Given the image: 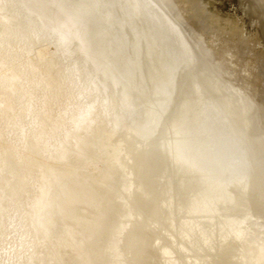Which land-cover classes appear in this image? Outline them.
I'll return each instance as SVG.
<instances>
[{
  "label": "rangeland",
  "instance_id": "374dc122",
  "mask_svg": "<svg viewBox=\"0 0 264 264\" xmlns=\"http://www.w3.org/2000/svg\"><path fill=\"white\" fill-rule=\"evenodd\" d=\"M11 1L12 4H9V6L7 5L8 7L0 6V34L3 33L6 28V21H3V19L5 20L6 17L10 21L9 23L11 24V26L16 30H20L25 26L27 27L28 25V27L35 25L38 26L39 24V26L41 27L43 25L42 28L46 27V31L44 30L45 28H43V35L46 36V33H48L47 30L49 31L54 26L55 22H60L56 23V25L58 26L62 21L68 23L71 20V22H75V25L74 23H72L73 26L77 25V28L78 26L81 28H78L79 31L84 32L82 33V35L86 36V39L91 43H89L90 47L92 46L90 48V50L92 49L90 53L93 54L94 57L91 54V58L93 57L94 60L93 66L90 67V70H94L95 72L97 71L98 74L101 75V78L108 77L107 79L104 78L102 84H100L98 93L100 91L105 92V86H107L108 89L106 90V92H110L111 98L115 96L114 94H117L116 96L121 97L122 100L120 101L122 103L124 101V106L123 104L114 105L113 112H115L116 114H120V117L124 116L122 119L123 121L126 119L124 123L119 115L116 116V114L114 113L116 118L118 117V119L116 120H119L120 118V122L123 123L119 124L120 122L115 120V123L119 122L116 124L117 128L116 126L114 128L117 130L113 129L111 131L108 129L107 119V121H102V127L99 126L100 128H98L97 132H95V134L89 138H93L95 139V141L91 139L90 141H92V143H88V141L86 142L85 140L81 143L82 145L79 146V148L72 150V152L70 151V153L68 152V154L62 158L59 156L55 158H49L48 154L43 152L44 149H40L39 146H36L32 143H29L26 147H19V145L17 146L16 138L19 134L15 131L11 132L8 136L0 137V153L3 159L6 157L12 158V156H9L11 155L12 146H15L17 149H19L18 153L20 155V159L18 160L13 157L15 160L13 159L12 161V159L9 158V163L7 159V164L2 167L3 174L2 178L0 179V231L4 230V228H6L8 225V222H6L7 220L2 219V215H5V213L7 212L6 210L8 209L9 204H17V214L23 218V221L26 220L28 227L35 224V232L39 231L35 234L33 233L30 236H27L26 234L24 235V230H17L15 233H13V235L10 236L11 240H17L18 238H22L23 236L27 244H29L32 239L38 241L40 247L36 249V253L34 252L33 254H31L34 259L30 256L32 259L29 258L28 263L112 264L114 262L113 264H264V236L262 234L257 233L254 230V232H252V229L246 228V231L244 233L240 231V228H234L235 225L233 224V222H231L232 218L179 199L169 193L172 139L171 113L173 112V91L176 84L174 82L177 81L180 68L177 69L178 67L174 68L170 66L169 70L171 73L167 69V71L163 70L165 68V66L163 67V64L165 63H162V61L159 60V57L155 56L157 54L155 52H152L154 50L149 44L150 41H148L149 38L147 37L145 31H143V26L141 28V24L138 23L137 20H130L133 17L135 18L137 15H135L136 12L132 11L134 5H128V7L132 10L127 9L125 5H119L120 10L122 9V13L124 14L122 15V13L118 14L121 11L118 10V5L113 4L114 0H108L109 3L107 0ZM97 1L99 5L97 4ZM110 1H112L113 3H111ZM19 2L21 6L18 4ZM16 3L18 4V8ZM105 3H107V5ZM108 4H110V6ZM14 5L17 9L21 10V8H23L21 13H26V11H28V14H26V17L24 18V22H22V20L20 19L14 18L16 16L14 14L16 13ZM111 6H113L114 9ZM156 7H158V5H156ZM110 8L112 11L110 10ZM157 9L162 12L160 8ZM126 10L131 12H128ZM89 11L90 13H88ZM123 11L127 13L125 14ZM6 13L7 16L3 17L6 15ZM162 14L164 13L162 12ZM60 17L62 19L66 17L67 18L62 20ZM50 19H52V21ZM67 19L68 21H66ZM115 20L116 22H114ZM49 21L52 22L53 26H51L52 24L49 23ZM26 22L28 25H25ZM91 22L95 24L93 25ZM120 22L122 24H120ZM46 23L50 27V29L49 27L47 29ZM124 23H127V26H125ZM20 26L23 27L21 28ZM134 27H136L138 30L140 28L141 31L136 30V28L134 29ZM81 32L79 33L81 34ZM140 32L142 34L144 33L143 36ZM134 33H136V35ZM92 35H94V37ZM46 36L42 37L43 40H41V38L37 43H34L29 53V60L31 64H39L43 67V69L53 66V62L55 61L56 57H54V55H56V52L52 43L53 39ZM139 36H141L144 40H142L141 37L138 38ZM135 37L138 38H136L137 40L141 39V41H139L141 43L136 41ZM47 40H49L50 42L48 41L47 43ZM145 40L148 42H145ZM100 43L102 45H100ZM136 43L141 45L139 46ZM75 44L76 42L72 44V48H75ZM103 44H106V46ZM137 46L140 48L138 49ZM93 47L95 48L94 50ZM149 47L151 48L149 49ZM149 50L151 53L149 52ZM53 51L55 52V54ZM76 56L83 57V54L78 53L76 54ZM156 59L159 61H157ZM159 63L161 64L160 66ZM148 66L151 68H149ZM178 66L180 67L181 65L179 64ZM158 67L163 69L160 70ZM154 69H156L157 71ZM174 70L176 71L174 72ZM126 71L128 72L126 73ZM106 72L107 74H111V76H106ZM162 72L164 73V77L161 74ZM167 72H169L170 74ZM159 74L161 75L159 76ZM156 75L158 77H156ZM173 75L176 80H173ZM120 77L123 78L120 79ZM134 78L135 80H133ZM154 81L159 83L161 82L162 85H160V83V86H158ZM101 85L103 87H101ZM115 86L116 89L120 90L118 91V93H113L115 92ZM138 92L141 95L138 94ZM63 96L61 95L60 97ZM131 100H133L134 102ZM127 102H130L131 108H129L131 111L129 110V108H127L129 106ZM156 104L158 105L156 106ZM116 108L119 110H117ZM165 108L168 110H166ZM8 109L10 110V107ZM8 109L7 114L11 115L13 113L11 112L13 111V109H11L10 111ZM134 109L137 110L134 111ZM143 109L145 110V112ZM164 115L166 116L167 120L165 119ZM136 116H138V118ZM127 120H129V122H127ZM166 122H168L169 124ZM118 124L120 126L122 125V127L119 126L118 128ZM130 126H132L133 128ZM103 131L105 134L103 133ZM110 131L113 133L112 135H110ZM107 133L109 134V136H106L108 135ZM31 134L32 132L27 133L26 138L29 139ZM96 135L98 138L96 137ZM93 136L96 138H94ZM169 137L170 139H168ZM13 151L17 152L16 150ZM76 153L79 154L76 155ZM76 158L78 159V161H76ZM10 160L13 164L10 162ZM77 174L79 175L77 176ZM21 177L22 179L24 178L26 182H23L24 180H22ZM76 177L78 178V180ZM24 183L29 186L25 185ZM76 183H79L80 185ZM42 185L44 192H46L47 194L44 193L45 196H43L40 203L36 205V208L34 209L35 214L33 215V210L31 213H29L28 210L31 206H33L32 202L38 194L37 191L39 190V186ZM41 206L45 208V210L39 213V208ZM205 212L208 214H206ZM212 214L214 216H212ZM209 221L213 223H209ZM232 221H236L235 223H238L236 219ZM208 225L211 227H209ZM73 226L78 227H76L77 229L75 228L76 231L74 230ZM207 232H209L210 234H208ZM39 233L42 234L39 235ZM49 236H52V239ZM93 240H95V242ZM46 246L48 248H46ZM97 247L100 248L98 249ZM26 258L27 256L24 259H19L23 262H20L19 260L18 262L23 264ZM82 260L84 262H82Z\"/></svg>",
  "mask_w": 264,
  "mask_h": 264
},
{
  "label": "water",
  "instance_id": "95a60500",
  "mask_svg": "<svg viewBox=\"0 0 264 264\" xmlns=\"http://www.w3.org/2000/svg\"><path fill=\"white\" fill-rule=\"evenodd\" d=\"M189 46L170 194L264 230V0H154Z\"/></svg>",
  "mask_w": 264,
  "mask_h": 264
},
{
  "label": "bare ground",
  "instance_id": "6f19581e",
  "mask_svg": "<svg viewBox=\"0 0 264 264\" xmlns=\"http://www.w3.org/2000/svg\"><path fill=\"white\" fill-rule=\"evenodd\" d=\"M14 1V0H13ZM22 1V0H21ZM41 1V0H40ZM72 1V0H71ZM105 1V0H104ZM108 1V0H107ZM24 2V1H23ZM44 2V1H43ZM54 2V1H53ZM62 2V1H61ZM68 2V1H67ZM102 2V1H101ZM113 3L112 1H110ZM22 3V2H21ZM25 3V2H24ZM48 3V2H47ZM109 3V1H108ZM110 3V4H111ZM9 4H12L11 0H0V6H9ZM17 4V3H16ZM20 6V2L18 3ZM17 4V8H18ZM60 4V3H59ZM70 4V3H69ZM98 4V1H97ZM104 4V3H103ZM107 5V3H105ZM110 4H108L110 6ZM118 5V10L121 11L118 14L122 13V9L120 10L119 5H125L127 9H131L128 7V5H134L133 12H136V17L131 18L130 20H137L138 23H140V27L144 28L143 31H145L147 37L149 38L148 41H150V46L159 57V60L164 62L163 67L165 68L163 70H169L170 66L179 69L180 67L187 69L191 72L192 70V63H191V57H190V50L187 43L184 41V39L181 37V35L178 33V31L174 28V26L171 24V22L168 20V18L162 14V12L159 11V6L156 7V2L154 0H114V3ZM43 5V4H42ZM58 5V3H57ZM73 5V4H72ZM75 5V4H74ZM99 5V4H98ZM105 5V6H106ZM7 6V7H8ZM32 6V4H31ZM46 6V5H44ZM56 6V5H55ZM78 6V5H77ZM81 6V5H80ZM103 6V5H102ZM104 6V7H105ZM115 6V5H113ZM113 6H111L113 8ZM12 7V6H10ZM24 7V6H23ZM27 7V6H26ZM69 7V6H68ZM76 7V6H75ZM88 7V6H87ZM95 7V6H94ZM131 7V6H130ZM14 5V9L16 10V13H14L16 16L15 19H20L22 22H24V18L26 17V13H21L22 9H17ZM20 8V7H19ZM46 8V7H45ZM44 8V9H45ZM67 8V7H66ZM124 8V7H123ZM7 9V8H6ZM10 9V8H9ZM25 9V8H24ZM36 9V8H35ZM71 9V8H70ZM73 9V8H72ZM98 9V8H97ZM105 9V8H104ZM114 9V8H113ZM125 9V8H124ZM14 10V11H15ZM20 10V11H19ZM41 10V9H40ZM91 10V9H90ZM111 10V8H110ZM117 10V11H118ZM59 11V10H58ZM63 11V10H62ZM72 11V10H71ZM88 11V10H87ZM99 11V10H98ZM112 11V10H111ZM128 11V10H126ZM39 12V11H38ZM70 12V11H69ZM77 12V11H76ZM85 12V11H84ZM102 12V11H101ZM115 12V11H114ZM113 12V13H114ZM124 12V11H123ZM131 12V11H128ZM132 12V13H133ZM9 13V12H7ZM7 13L5 16H7ZM12 13V12H11ZM66 13V12H65ZM73 13V12H72ZM86 13V12H85ZM90 13V11L88 12ZM97 13V12H96ZM105 13V12H104ZM125 13V12H124ZM127 13V12H126ZM125 13V14H126ZM32 14V13H31ZM30 14V16H31ZM52 14V13H51ZM57 14V13H56ZM55 14V15H56ZM60 14V13H59ZM64 14V13H63ZM98 14V13H97ZM102 14V13H101ZM111 14V13H110ZM130 14V13H128ZM127 14V16H128ZM54 15V14H53ZM78 15V13H77ZM100 15V14H99ZM105 15V14H104ZM115 15V14H114ZM122 15H124L122 13ZM134 15V16H135ZM38 16V15H37ZM117 16V15H116ZM115 16V17H116ZM120 16V15H119ZM118 16V17H119ZM130 16V15H129ZM28 17V16H27ZM36 17V16H35ZM34 17V18H35ZM41 17V16H40ZM80 17V16H79ZM103 17V16H102ZM121 17V16H120ZM131 17V16H130ZM55 18V17H54ZM61 18V17H60ZM67 18V17H66ZM66 18H61L62 20ZM71 18V17H70ZM88 18V17H86ZM99 18V17H98ZM104 18V17H103ZM124 18V17H123ZM128 18V17H127ZM3 19V18H2ZM12 19V18H11ZM10 19V20H11ZM27 19V18H26ZM33 19V18H32ZM84 19V18H83ZM100 19V18H99ZM126 19V18H125ZM1 20V19H0ZM30 20V19H29ZM52 21V19H50ZM55 20V19H53ZM58 20V19H57ZM56 20V21H57ZM123 20V19H122ZM6 28L3 33L0 34V137L2 136H8L11 132H17L19 135L17 136V146L19 147H26L29 143H32L36 146H39L40 149H44L43 152L48 154L49 158H55V157H65L68 152H72V150H75L81 146L82 142L86 140L92 143L90 141L91 139L95 141V139L91 138L92 135L97 132L98 128L102 127L101 123L102 121H107L108 129L113 130L117 123L120 122L123 119V117H120V114H116L113 112V106L116 104H123L120 101L122 100L121 97L116 96L117 94H114L113 98L110 96V92L107 93L106 90L108 89L107 86L105 92L100 91L98 93V88L100 84H102L104 78H101L96 71H91L90 67L93 66V54L90 53L92 49L90 50V42L86 39V36L82 35V33L79 31L78 28H80L77 25L73 26L71 20L67 23L62 21L60 25H56L55 22L54 26L51 29L47 25V29L49 27V31L47 36L51 37L53 39V47L55 48L56 55L55 61L53 62V66L43 69L42 66L31 64L29 60V53L32 49V46L34 43H37L38 40H40L42 37H45L44 30L46 31V27L43 30L42 26H30L27 27H21L22 29L16 30L14 29L10 21L6 17ZM14 21V20H13ZM18 21V20H17ZM27 21V20H26ZM35 21V20H34ZM59 21V20H58ZM61 21V20H60ZM68 21V19L66 20ZM110 21V20H109ZM121 21V20H120ZM127 21V20H126ZM125 21V22H126ZM19 22V21H18ZM15 22V23H18ZM31 22V21H30ZM82 22V21H81ZM94 22V21H93ZM93 22H91L93 24ZM116 22V20L114 21ZM123 22V21H122ZM129 22V21H128ZM134 22V21H133ZM21 23V22H20ZM37 23V22H36ZM71 23V24H70ZM84 23V22H83ZM99 23V22H98ZM136 23V21H135ZM22 24V23H21ZM38 24V23H37ZM95 24V23H94ZM93 24V25H94ZM120 24H122L120 22ZM127 23H124L125 26ZM131 24V23H130ZM133 24V23H132ZM16 25V24H15ZM20 25V24H19ZM45 25V26H46ZM56 25V26H55ZM123 25V26H124ZM84 27V26H83ZM130 27V26H129ZM111 28V27H110ZM136 27H134L135 29ZM139 28V27H138ZM81 29V28H80ZM85 29V28H84ZM87 29V28H86ZM127 29V28H126ZM132 29V28H131ZM133 30V29H132ZM136 30H138L136 28ZM140 30V28H139ZM138 30V31H139ZM84 31V30H83ZM115 31V30H113ZM118 31V30H117ZM129 31V30H128ZM141 31V30H140ZM81 32V34L79 33ZM100 32V31H99ZM98 32V33H99ZM107 32V31H106ZM111 32V31H110ZM120 32V31H119ZM130 32V31H129ZM132 32V31H131ZM134 32V31H133ZM90 33V32H89ZM97 33V34H98ZM102 33V32H101ZM114 33V32H113ZM112 33V34H113ZM117 33V32H116ZM115 33V34H116ZM137 33V32H136ZM136 33H134L136 35ZM141 33V32H140ZM139 33V34H140ZM88 34V33H87ZM94 34V33H93ZM106 34V33H105ZM142 34V33H141ZM144 34V33H143ZM142 34V36H143ZM43 35V36H42ZM86 35V34H85ZM114 35V34H113ZM120 35V34H118ZM46 36V37H47ZM88 36V35H87ZM94 37V35H92ZM101 36V35H100ZM122 36V35H121ZM138 36V34H137ZM107 37V36H106ZM139 36L138 38H140ZM115 38V37H114ZM124 38V37H122ZM137 37H135L136 41H141V39L137 40ZM142 38V37H141ZM97 39V38H96ZM103 39V38H102ZM43 40V38L41 39ZM110 40V39H109ZM133 40V39H132ZM134 40V41H135ZM142 40H144L142 38ZM45 41V40H44ZM49 40H47L48 43ZM91 41V40H90ZM98 41V40H97ZM119 41V40H117ZM145 40V42H148ZM40 42V41H39ZM50 42V41H49ZM76 42L75 48H72V44ZM101 42V41H100ZM90 43V44H89ZM98 43V42H97ZM132 43V42H131ZM141 43V42H139ZM122 44V43H121ZM137 44V43H136ZM52 45V44H51ZM100 45H102L100 43ZM106 46V44H103ZM141 45V44H137ZM143 46V45H142ZM52 47V49H53ZM95 47V46H94ZM93 47V50L96 48ZM121 47V46H120ZM132 47V46H131ZM136 47V46H135ZM138 47V46H137ZM149 47V49L151 48ZM106 48V47H105ZM125 48V47H124ZM140 47H138L139 49ZM109 49V48H108ZM117 49V48H115ZM119 49V48H118ZM147 49V47H146ZM104 50V48H103ZM111 50V49H110ZM122 50V49H121ZM142 50V49H140ZM106 51V49H105ZM146 51V50H145ZM148 51V49H147ZM54 52V51H53ZM54 52V54H55ZM120 52V51H119ZM124 52V51H123ZM138 52V50H137ZM141 52V51H140ZM150 52V50H149ZM81 53L83 54V57H77L76 54ZM117 53V52H116ZM127 53V52H126ZM151 53V52H150ZM149 53V54H150ZM154 53V54H155ZM92 54V58H91ZM133 54V53H132ZM108 55V54H107ZM116 55V54H115ZM152 55V54H151ZM103 56V55H102ZM154 56V55H153ZM150 56V57H153ZM110 57V56H109ZM155 57V58H157ZM53 58V56H52ZM48 59V58H47ZM51 59V58H50ZM92 59V62H91ZM111 59V58H110ZM116 59V58H115ZM127 59V58H126ZM153 59V58H151ZM49 60V59H48ZM114 60V58H113ZM112 60V61H113ZM117 60V59H116ZM157 60V59H156ZM157 60V61H159ZM123 61V59H122ZM129 62V61H128ZM92 63V65H91ZM116 63V62H115ZM123 63V62H122ZM130 63V62H129ZM161 63V62H160ZM159 63V66L161 65ZM180 67L178 66L179 64ZM52 64V63H51ZM102 64V63H101ZM128 64V63H127ZM155 64V63H154ZM158 64V63H157ZM124 65V64H123ZM96 66V65H95ZM106 66V65H105ZM158 66V65H157ZM48 67V66H47ZM102 67V66H101ZM127 67V66H126ZM149 67V66H148ZM156 67V66H155ZM162 67V66H161ZM108 68V67H107ZM130 68V67H129ZM134 68V67H133ZM151 68V67H149ZM159 68V67H158ZM162 70L161 68H159ZM98 70V69H97ZM156 70V69H154ZM166 70V71H167ZM86 71V72H84ZM88 71V73H87ZM99 71V70H98ZM102 71V70H100ZM106 71V70H105ZM116 71V70H115ZM157 71V70H156ZM176 70H174L175 72ZM109 72V70H108ZM123 72V71H122ZM128 71H126L127 73ZM151 72V70H150ZM159 72V71H158ZM157 72V73H158ZM165 72V71H163ZM161 73L162 76L164 73ZM170 72V70H169ZM167 72V73H169ZM130 73V72H129ZM135 73V72H134ZM166 73V76H167ZM171 73V72H170ZM169 73V74H170ZM179 73V72H178ZM124 74V73H122ZM121 74V75H122ZM152 74V73H151ZM159 74V76L161 75ZM175 74V73H174ZM65 75V76H64ZM104 75V74H102ZM111 74H107L106 76ZM131 75V74H130ZM136 75V74H135ZM155 75V74H154ZM115 76V75H114ZM119 76V75H117ZM128 76V75H127ZM172 76V75H170ZM64 79H63V78ZM156 77H158L156 75ZM164 77V76H163ZM174 77V75H173ZM172 77V78H173ZM108 78V77H107ZM105 78V79H107ZM123 78V77H122ZM120 77V79H122ZM126 78V77H125ZM171 78V79H172ZM119 79V80H120ZM153 79V78H151ZM160 79V77H159ZM163 79V78H162ZM176 80L174 77L173 80ZM112 80V79H110ZM115 80V79H113ZM118 80V81H119ZM135 80V78L133 79ZM157 80V79H156ZM172 80V82H173ZM132 81V80H131ZM162 81V80H161ZM156 82V81H154ZM164 82V80H163ZM153 83V82H152ZM161 83V82H160ZM159 82H156V85L160 86ZM176 83V82H174ZM173 83V84H174ZM121 84V83H120ZM160 84V85H159ZM107 85V84H106ZM118 85V84H117ZM116 85V86H117ZM124 85V84H123ZM122 85V86H123ZM115 86V92L118 93V89H116ZM126 86V85H125ZM131 86V83H130ZM153 86V85H152ZM164 86V85H163ZM101 87H103L101 85ZM104 87V88H105ZM127 87V86H126ZM162 87V86H161ZM111 88V87H110ZM121 88V87H120ZM119 88V89H120ZM136 88V87H135ZM139 88V87H138ZM165 88V87H164ZM111 90V89H110ZM126 90V89H125ZM139 90V89H138ZM162 90V88H161ZM127 91V90H126ZM130 91V90H129ZM133 91V90H132ZM131 91V92H132ZM137 91V90H135ZM140 91V90H139ZM104 92V93H103ZM124 92V91H123ZM134 92V91H133ZM132 92V93H133ZM136 93V92H135ZM161 93V92H160ZM123 94V93H122ZM129 94V93H128ZM138 94H140L138 92ZM143 94V92H142ZM170 94V92H169ZM63 97H60V96ZM141 95V94H140ZM139 95V97H140ZM126 97V96H125ZM131 97V96H130ZM167 97V96H166ZM165 97V98H166ZM169 97V96H168ZM90 98V99H89ZM121 98V99H120ZM129 98V97H128ZM127 98V99H128ZM133 98V97H132ZM144 98V97H143ZM125 99V98H124ZM151 99V98H150ZM155 100V99H154ZM133 101V100H131ZM151 101V100H150ZM121 102V103H119ZM134 102V101H133ZM154 102V101H153ZM160 102V101H159ZM128 103V102H127ZM155 103V102H154ZM164 103V102H163ZM161 104V103H159ZM129 105V106H128ZM127 108H131L130 102L128 103ZM135 105V104H134ZM133 105V106H134ZM141 105V104H140ZM148 105V104H147ZM151 105V104H150ZM158 104H156L157 106ZM173 105V104H172ZM122 106V105H121ZM124 106V104H123ZM136 106V105H135ZM155 106V107H156ZM165 106V105H164ZM10 107V110L13 109V112L11 115L7 114V109ZM12 107V108H11ZM129 108V110H130ZM136 108V107H135ZM139 108V107H138ZM137 108V109H138ZM159 108V107H158ZM117 109V108H116ZM137 109H134L136 111ZM166 109V108H165ZM173 109V108H172ZM9 110V109H8ZM9 110V111H10ZM115 110V108H114ZM119 110V109H117ZM128 110V111H129ZM139 110V109H138ZM144 110V109H143ZM155 110V109H153ZM152 110V111H153ZM168 110V109H166ZM131 111V110H130ZM113 112V113H112ZM120 112V111H119ZM140 112V111H139ZM145 112V110H144ZM167 112V111H166ZM119 115L118 117L116 116ZM137 113V112H136ZM173 113V112H172ZM171 113V114H172ZM129 114V113H128ZM135 114V113H134ZM131 115V113H130ZM159 115V114H158ZM135 116V115H134ZM133 116V117H134ZM139 116V115H138ZM138 116H136L138 118ZM145 116V115H144ZM150 116V115H149ZM165 116V115H164ZM163 116V117H164ZM132 117V116H131ZM156 117V116H155ZM146 118V117H145ZM148 118V117H147ZM107 119V120H106ZM141 119V118H140ZM144 119V118H143ZM159 119V118H158ZM157 119V120H158ZM166 119V116H165ZM116 121H119L115 123ZM126 120V119H125ZM125 120L123 121L125 123ZM152 120V119H151ZM154 120V118H153ZM167 120V119H166ZM169 120V119H168ZM133 121V119H132ZM145 121V120H144ZM149 121V120H148ZM129 122V120H127ZM137 122V121H136ZM158 122V121H157ZM169 122V121H168ZM166 122V123H168ZM138 123V122H137ZM140 123V122H139ZM154 123V122H153ZM104 124V123H103ZM119 124H123L120 122ZM118 124V128L119 125ZM127 124V123H126ZM131 124V123H130ZM136 124V123H134ZM169 124V123H168ZM145 125V124H143ZM153 125V124H152ZM172 125V124H171ZM100 126V127H99ZM134 126V125H133ZM139 126V125H138ZM104 127V126H103ZM122 127V125L120 126ZM127 127V126H126ZM132 127V126H130ZM146 127V126H145ZM133 128V127H132ZM125 129V128H124ZM129 129V128H128ZM135 129V128H134ZM164 129V128H163ZM170 129V128H169ZM117 130V129H114ZM132 130V129H131ZM130 130V131H131ZM139 130V129H138ZM142 130V129H141ZM140 130V131H141ZM107 131V130H106ZM110 131V132H111ZM125 131V130H124ZM145 131V130H144ZM32 132L29 139H27V133ZM101 132V131H99ZM118 132V131H116ZM123 132V131H122ZM137 132V131H136ZM104 133V131H103ZM109 133V132H108ZM107 133V134H108ZM146 133V132H145ZM144 133V134H145ZM97 134V133H96ZM105 134V133H104ZM113 133L111 132L110 135ZM115 134V131H114ZM122 134V133H121ZM142 134V133H141ZM67 135V136H66ZM137 135V134H135ZM100 136V135H99ZM106 136H109L106 135ZM131 136V135H130ZM94 137V136H93ZM97 137V135H96ZM94 137V138H96ZM103 137V136H102ZM114 137V136H113ZM98 138V137H97ZM105 138V137H104ZM143 138V137H142ZM89 139V140H87ZM100 139V138H99ZM112 139V138H111ZM110 139V140H111ZM124 139V138H123ZM166 139V138H165ZM170 139V137L168 138ZM97 140V139H96ZM143 140V139H142ZM106 141V140H103ZM122 141V140H121ZM85 142V143H86ZM141 142V141H140ZM103 143V142H102ZM106 143V142H104ZM168 143V142H167ZM122 144V143H121ZM169 144V143H168ZM88 145V144H87ZM90 145V144H89ZM166 145V144H165ZM83 147V146H82ZM163 147V146H162ZM166 147V146H165ZM151 148V147H150ZM170 148V147H169ZM83 149V148H82ZM13 150H16L17 152H14ZM18 150L15 146H12L11 149V155L12 161L13 159H20V155L18 153ZM128 150V149H127ZM169 150V149H168ZM78 151V150H77ZM159 152V151H158ZM79 153H76V155ZM73 155V154H72ZM75 156V155H74ZM168 156V155H167ZM14 157V158H13ZM80 157V156H79ZM82 157V156H81ZM9 158H2L0 153V179L2 178V167L7 164V159L9 163ZM86 158V157H85ZM169 158V157H168ZM14 159V160H15ZM70 159V158H69ZM72 159V158H71ZM80 159V158H79ZM124 159V158H123ZM76 161L78 159L76 158ZM159 161V160H158ZM11 162V160H10ZM15 162V161H14ZM73 162V161H72ZM87 162V161H86ZM12 163V162H11ZM13 164V163H12ZM84 164V163H83ZM77 165V164H76ZM73 166V165H72ZM71 166V167H72ZM157 168V167H156ZM75 169V168H73ZM65 172V171H64ZM73 173V172H72ZM24 174V173H23ZM74 174V173H73ZM76 174V173H75ZM79 174H77L78 176ZM20 176V175H19ZM18 176V177H19ZM61 176V175H60ZM82 177V176H80ZM63 178V177H61ZM73 178V177H72ZM77 178V177H76ZM18 179V178H17ZM22 179V177H21ZM68 179V178H67ZM70 179V178H69ZM75 179V177H74ZM23 182H26L25 179ZM78 180V178H77ZM86 180V179H85ZM61 181V180H60ZM65 181V180H64ZM74 181V180H73ZM18 182V181H16ZM29 182V181H28ZM68 182V181H67ZM21 183V182H20ZM64 183V182H63ZM81 183V182H80ZM25 184V183H24ZM74 184V183H73ZM79 184V183H76ZM85 184V183H84ZM27 185V184H25ZM63 185V184H62ZM80 185V184H79ZM29 186V185H27ZM56 186V185H55ZM58 186V185H57ZM33 187V186H30ZM43 185L39 186V190L37 191L38 194L33 200V206L30 207L28 210L29 213L33 210V215L35 214L34 209L36 208V205L40 203L42 200L44 193ZM51 187V186H50ZM69 187V186H68ZM71 187V186H70ZM82 187V186H81ZM46 188V187H45ZM49 188V187H48ZM83 188V187H82ZM32 189V188H31ZM70 189V188H69ZM71 190V189H70ZM58 191V190H57ZM23 192V191H22ZM71 193V192H70ZM47 194V193H46ZM77 194V193H76ZM75 194V195H76ZM52 195V194H51ZM57 195V194H56ZM67 195V194H66ZM83 195V194H82ZM61 196V195H60ZM79 196V195H78ZM84 196V195H83ZM91 196V195H90ZM89 196V197H90ZM59 197V196H58ZM94 197V196H93ZM116 197V196H115ZM114 197V198H115ZM66 198V197H65ZM84 198V197H83ZM86 199V198H85ZM60 200V199H59ZM63 200V199H62ZM61 200V201H62ZM89 200V199H88ZM89 203V202H88ZM65 204V203H64ZM76 204V203H75ZM50 205V204H49ZM67 208V207H66ZM70 208V207H69ZM203 208V207H202ZM7 209V208H6ZM18 205L17 204H9L7 212L5 215H2L4 220H7L8 225L4 230L0 231V264H19V259H24L26 256V260L23 264H29L28 260L31 258V254L34 252L36 253V249H38L39 243L35 239H32V241L27 244L22 236V238H18L17 240H11L10 236L13 235L17 230H24V235L27 236L31 234H35V224L28 227V224L26 223V220L23 221V218L17 214ZM48 209V208H47ZM83 209V208H82ZM88 209V208H87ZM103 209V208H102ZM37 210V209H36ZM45 208L42 206L39 208V213L44 211ZM203 210V209H202ZM208 210V209H207ZM52 211V210H51ZM79 211V210H78ZM91 211V210H90ZM204 211V210H203ZM49 212V211H48ZM85 212V211H84ZM102 212V211H101ZM100 212V213H101ZM202 212V211H201ZM208 212V211H207ZM210 212V211H209ZM38 213V214H39ZM107 213V212H106ZM105 213V214H106ZM204 213V212H203ZM206 213V212H205ZM59 214V213H57ZM61 214V213H60ZM84 214V213H83ZM91 214V213H90ZM95 214V213H93ZM208 214V213H206ZM205 214V215H206ZM52 215V214H51ZM78 215V214H77ZM100 215V214H99ZM203 215V214H202ZM211 215V214H210ZM217 215V213H216ZM38 216V215H37ZM63 216V215H62ZM86 216V215H85ZM84 216V217H85ZM208 216V215H207ZM212 216H214L212 214ZM206 217V216H205ZM33 218V217H32ZM57 218V217H56ZM65 218V217H64ZM204 218V217H203ZM216 218V217H214ZM220 218V217H219ZM58 219V218H57ZM56 219V220H57ZM94 219V218H93ZM92 219V220H93ZM104 219V218H103ZM228 219V218H226ZM55 220V219H54ZM60 220V218H59ZM68 220V219H67ZM91 220V221H92ZM99 220V218H98ZM173 220V219H172ZM212 220V219H211ZM225 220V219H224ZM232 220H234L232 218ZM235 225L234 228H240V231L244 232L246 229H252V232L256 231L257 233H260L264 236V230L254 227L252 225L246 224L244 222L238 221V223H235L236 221H232ZM44 221V220H43ZM53 221V220H52ZM51 221V222H52ZM73 221V219H72ZM86 221V220H85ZM165 221V220H164ZM213 221V220H212ZM75 222V221H74ZM90 222V221H89ZM103 222V221H102ZM204 222V221H203ZM211 221H209L210 223ZM57 223V222H56ZM54 223V224H56ZM77 223V222H76ZM75 223V224H76ZM83 223V222H81ZM85 223V222H84ZM91 223V222H90ZM93 223V222H92ZM201 223V222H200ZM213 223V222H211ZM226 223V222H225ZM224 223V224H225ZM39 224V223H38ZM41 224V223H40ZM59 224V223H58ZM102 224V223H101ZM208 224V223H207ZM223 224V225H224ZM227 224V223H226ZM63 225V224H62ZM74 225V224H73ZM77 225V224H76ZM86 225V224H85ZM170 225V224H169ZM199 225V224H198ZM197 225V226H198ZM201 225V224H200ZM211 225V224H210ZM228 225V224H227ZM87 226V225H86ZM93 226V225H90ZM89 226V227H90ZM104 226V225H103ZM102 226V228H103ZM118 226V225H117ZM209 226V225H208ZM233 226V225H232ZM39 227V226H38ZM70 227V226H69ZM74 227V226H73ZM77 227V226H76ZM74 227V230L75 228ZM82 227V226H81ZM88 227V226H87ZM119 227V226H118ZM168 227V226H167ZM211 227V226H209ZM222 227V226H220ZM225 227V226H224ZM223 227V228H224ZM3 228V227H2ZM68 228V227H67ZM72 228V227H71ZM78 228V227H77ZM76 228V229H77ZM217 228V227H216ZM219 228V227H218ZM227 228V227H226ZM232 228V227H231ZM246 228V229H245ZM37 229V228H36ZM86 229V228H85ZM101 229V225H100ZM221 229V228H220ZM228 229V228H227ZM46 230V229H45ZM105 230V229H103ZM198 230V229H197ZM212 230V229H211ZM231 230V229H230ZM238 230V229H237ZM254 230V231H253ZM55 231V230H54ZM69 231V229H68ZM76 231V230H75ZM95 231V229H94ZM108 231V230H106ZM111 231V230H110ZM251 231V230H250ZM44 232V231H43ZM212 232V231H210ZM216 232V231H215ZM239 232V231H238ZM53 233V231H52ZM78 233V231H77ZM95 233V232H94ZM174 233V232H173ZM178 233V232H177ZM205 233V232H204ZM210 234L209 232H207ZM250 233V232H249ZM42 233H39V235ZM76 234V233H75ZM93 234V232H92ZM97 234V232H96ZM227 234V233H226ZM230 234V233H229ZM48 235V234H47ZM53 235V234H52ZM59 235V234H57ZM71 235V234H70ZM78 235V234H77ZM76 235V236H77ZM102 235V234H101ZM114 235V234H113ZM167 235V234H166ZM239 235V234H238ZM63 236V235H62ZM61 236V237H62ZM81 236V235H80ZM86 236V234H85ZM84 236V237H85ZM163 236V235H162ZM209 236V235H208ZM220 236V235H219ZM218 236V237H219ZM236 236V235H235ZM42 237V236H41ZM50 237V236H49ZM52 237V236H51ZM50 237V238H51ZM79 237V236H78ZM90 238V237H89ZM166 238V237H165ZM224 238V237H223ZM52 239V238H51ZM58 239V238H56ZM88 239V238H86ZM117 239V238H116ZM164 239V238H162ZM216 240V239H215ZM50 241V239H49ZM83 241V240H81ZM90 241V240H89ZM95 242V240H93ZM109 241V240H108ZM112 241V240H111ZM222 241V240H221ZM224 241V240H223ZM60 242V241H59ZM58 242V243H59ZM62 242V241H61ZM216 242V241H215ZM260 242V241H259ZM49 243V242H48ZM92 243V242H90ZM112 243V242H111ZM174 243V242H173ZM214 243V242H213ZM69 244V243H68ZM73 244V243H72ZM76 244V243H75ZM84 244V243H83ZM175 244V243H174ZM179 244V243H178ZM45 245V244H44ZM65 245V244H63ZM97 245V244H96ZM99 245V244H98ZM52 246V244H51ZM69 246V245H68ZM92 246V244H91ZM182 246V245H180ZM75 247V246H74ZM81 247V246H80ZM89 247V246H88ZM225 247V246H224ZM227 247V246H226ZM230 247V246H229ZM46 248H48L46 246ZM90 248V247H89ZM93 248V247H92ZM98 248V247H97ZM100 248V247H99ZM98 248V249H99ZM181 248V247H180ZM114 249V248H113ZM64 250V249H63ZM167 250V249H166ZM60 251V250H59ZM94 251V250H91ZM104 251V250H103ZM88 252V251H86ZM65 253V252H64ZM238 253V252H237ZM61 254V253H60ZM67 254V253H66ZM80 254V253H79ZM31 256V257H30ZM87 256V255H86ZM115 256V255H114ZM104 257V256H103ZM33 258V257H32ZM31 258V259H32ZM78 258V257H77ZM34 259V258H33ZM59 259V258H58ZM79 259V258H78ZM92 259V258H91ZM212 259V258H211ZM18 260L20 262H18ZM38 260V259H37ZM36 260V261H37ZM104 260V259H103ZM108 260V259H107ZM117 260V259H115ZM81 261V260H80ZM89 261V260H88ZM100 261V260H99ZM119 261V260H118ZM18 262V263H17ZM30 262V261H29ZM74 262V261H73ZM82 262H84L82 260ZM80 262V263H82ZM90 262V261H89ZM78 263V262H77ZM114 263V262H113ZM112 263V264H113ZM21 264V263H20ZM118 264V263H117ZM120 264V263H119Z\"/></svg>",
  "mask_w": 264,
  "mask_h": 264
}]
</instances>
